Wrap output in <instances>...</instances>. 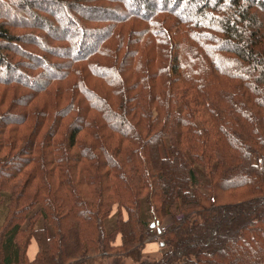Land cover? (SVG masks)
<instances>
[{"label":"trees","instance_id":"16d2710c","mask_svg":"<svg viewBox=\"0 0 264 264\" xmlns=\"http://www.w3.org/2000/svg\"><path fill=\"white\" fill-rule=\"evenodd\" d=\"M98 255L264 264V0H0V264Z\"/></svg>","mask_w":264,"mask_h":264},{"label":"rangeland","instance_id":"374dc122","mask_svg":"<svg viewBox=\"0 0 264 264\" xmlns=\"http://www.w3.org/2000/svg\"><path fill=\"white\" fill-rule=\"evenodd\" d=\"M142 213H147V205L146 202L143 200L140 206ZM117 207L113 206L110 214L104 219V228L106 231H111L115 227V220L117 217ZM125 215V211H123ZM164 229V227H161ZM163 231V230H162ZM47 233L51 234L52 229L50 226H47ZM120 238L119 234H116L113 240V244H119ZM36 250V245L32 240L29 246V254L32 255V251ZM167 251V247L162 246L156 236H153L148 241H146L144 248L142 249V257L146 259H153L160 257L164 252ZM116 263H123V264H131V260L125 257H114V256H95L92 260L91 264H116Z\"/></svg>","mask_w":264,"mask_h":264},{"label":"crops","instance_id":"0c3cea01","mask_svg":"<svg viewBox=\"0 0 264 264\" xmlns=\"http://www.w3.org/2000/svg\"><path fill=\"white\" fill-rule=\"evenodd\" d=\"M33 241H34V240H33ZM30 243H31V242H30ZM34 243H35V241H34ZM35 245H36V243H35ZM29 246H30V245H29ZM36 249H37V247H36ZM28 251H29V247H28ZM28 251H27L28 257H29L30 259H32V258L34 257V255H35L36 250H33V251H32V255H30Z\"/></svg>","mask_w":264,"mask_h":264},{"label":"built area","instance_id":"2783aa9c","mask_svg":"<svg viewBox=\"0 0 264 264\" xmlns=\"http://www.w3.org/2000/svg\"><path fill=\"white\" fill-rule=\"evenodd\" d=\"M161 230H163V229L161 228Z\"/></svg>","mask_w":264,"mask_h":264},{"label":"water","instance_id":"95a60500","mask_svg":"<svg viewBox=\"0 0 264 264\" xmlns=\"http://www.w3.org/2000/svg\"><path fill=\"white\" fill-rule=\"evenodd\" d=\"M151 226H153V224Z\"/></svg>","mask_w":264,"mask_h":264}]
</instances>
